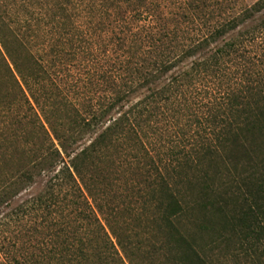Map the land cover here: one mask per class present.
<instances>
[{
	"label": "trees",
	"instance_id": "1",
	"mask_svg": "<svg viewBox=\"0 0 264 264\" xmlns=\"http://www.w3.org/2000/svg\"><path fill=\"white\" fill-rule=\"evenodd\" d=\"M229 260L264 264V0H0V264Z\"/></svg>",
	"mask_w": 264,
	"mask_h": 264
},
{
	"label": "rangeland",
	"instance_id": "2",
	"mask_svg": "<svg viewBox=\"0 0 264 264\" xmlns=\"http://www.w3.org/2000/svg\"><path fill=\"white\" fill-rule=\"evenodd\" d=\"M238 1H243L244 4L246 5H252L253 3L257 2L258 0H238ZM67 117V113L65 110L62 111L61 114V119L62 121ZM41 186H36L24 193L16 200V202L13 205V209L19 206L22 202H25L29 200L31 197L37 195L41 191ZM223 264H233L230 260L228 262H224Z\"/></svg>",
	"mask_w": 264,
	"mask_h": 264
}]
</instances>
